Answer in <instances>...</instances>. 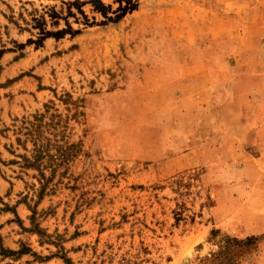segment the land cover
<instances>
[{
    "label": "rangeland",
    "instance_id": "rangeland-1",
    "mask_svg": "<svg viewBox=\"0 0 264 264\" xmlns=\"http://www.w3.org/2000/svg\"><path fill=\"white\" fill-rule=\"evenodd\" d=\"M0 264H264V0H0Z\"/></svg>",
    "mask_w": 264,
    "mask_h": 264
}]
</instances>
